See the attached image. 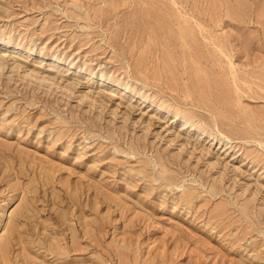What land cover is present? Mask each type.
<instances>
[{"label":"rangeland","instance_id":"374dc122","mask_svg":"<svg viewBox=\"0 0 264 264\" xmlns=\"http://www.w3.org/2000/svg\"><path fill=\"white\" fill-rule=\"evenodd\" d=\"M0 60V264H264V0H0Z\"/></svg>","mask_w":264,"mask_h":264},{"label":"bare ground","instance_id":"6f19581e","mask_svg":"<svg viewBox=\"0 0 264 264\" xmlns=\"http://www.w3.org/2000/svg\"><path fill=\"white\" fill-rule=\"evenodd\" d=\"M254 1V0H253ZM254 21V20H253ZM211 26V25H210ZM1 61V60H0ZM16 65V64H15ZM17 67H18V65H17ZM51 79V78H50ZM39 80V79H38ZM42 80H46L45 78L44 79H42ZM48 80V79H47ZM52 86V85H51ZM57 87V86H56ZM67 87V86H66ZM59 88V87H58ZM57 89V88H56ZM59 89H61V88H59ZM64 89H66V88H64ZM64 91V90H63ZM2 255H4V254H2ZM1 254H0V257L2 256ZM4 256H6V255H4ZM4 256L2 257L3 258V260H5L4 259ZM3 260H0V261H2V262H4ZM6 261V260H5Z\"/></svg>","mask_w":264,"mask_h":264}]
</instances>
